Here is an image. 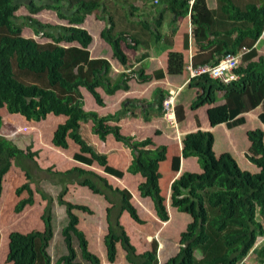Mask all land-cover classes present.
I'll list each match as a JSON object with an SVG mask.
<instances>
[{
	"label": "trees",
	"instance_id": "trees-1",
	"mask_svg": "<svg viewBox=\"0 0 264 264\" xmlns=\"http://www.w3.org/2000/svg\"><path fill=\"white\" fill-rule=\"evenodd\" d=\"M220 1L223 2L221 10L229 20L251 24L246 29L236 27L226 32L235 36L231 45L221 39H210L211 35L220 34L211 33L209 25L201 23L209 15L206 0H158V4L172 14V21L190 15L194 26L201 25L205 29L204 38L211 47L216 45L215 52L220 55L215 63L227 53H238V48L246 39L257 41L264 33V0L248 4L245 9L233 4L232 0ZM21 6H25L31 15H37L45 9L54 10L59 19L68 21V26L43 24L32 16L21 18L24 21L22 24L16 16ZM65 6L71 11L69 15L64 11ZM102 8L99 2L85 0L74 5L70 0H47L46 4L44 0H0V110L6 109L9 113H18L27 120L35 121L46 119L50 113L66 116V120L59 123L54 131L52 141L55 147L68 149L70 138L81 145V152L74 154L75 160L89 166L97 163L107 174L122 179L125 172L110 167L107 155L98 153L83 137L82 123L91 121L92 132L103 141L112 134L131 150L133 160L127 172L141 174L145 178V182L139 185L140 194L152 200L157 218L166 222L168 213L159 187V164L166 159L165 145L153 148L151 137L140 140L122 133L118 122L125 108L106 115L84 108L82 88L92 94L99 106L105 104L99 88L108 95L129 89L126 73L113 79L109 60L91 58L89 46L93 36L83 28V24L88 15ZM24 26L32 27L37 35L51 41L38 42L25 37ZM148 27L156 29V24L149 23ZM199 35L197 32L194 36ZM101 37L111 46L113 58L127 66L129 61L122 42L131 45L129 38L124 33L115 32L113 21L108 22ZM218 45H221L220 50ZM185 47L188 48L187 41ZM184 63L182 53H168L167 74L182 75L186 67ZM236 73L240 76L239 80L228 85L208 75L195 77L189 83L191 88L198 90L192 110L214 105L217 103V94H224L225 103L208 110L213 126L225 123L228 128H232L244 124L246 118L240 115L261 106L264 108V56H258L256 47L249 48V52L243 55L242 64ZM140 76L143 77L142 82H149L152 78H162L163 73L156 71L152 76H145L142 72ZM164 99L161 95L156 100L159 111L162 110ZM180 111L181 120L184 119V110L180 108ZM259 117L264 122V110ZM3 124L4 118L0 112V130ZM247 134L250 140L247 158L258 167L257 173L241 169L228 152L217 156L212 131L199 129L184 136L182 157H198L203 171L183 173L171 183L170 205L189 214L192 221L181 234L178 254L162 264H241L250 253L259 258V264H264V247L255 249L257 239H263L264 236V130L258 127L248 130ZM34 156L30 149L27 152L22 150L13 139L0 133V203L5 177L14 165L20 167L27 178V182L16 189L17 196L25 192L28 194L16 205V213L35 204L32 184L35 181L34 171L39 169V165ZM181 159V156L172 157V171L179 170ZM49 172L57 175V185L62 186L57 202L65 208L67 216L66 226L62 230L67 254L57 264H101L100 259L89 251L86 235L79 228L80 217L74 213L79 210L92 214V211L88 206L74 204L64 198L70 190L69 185L75 184L88 187L94 194L103 196L109 204L106 209L108 233L104 238L109 263L116 262V246L121 243L129 264H158L156 247L138 255L121 224L124 212H128L137 223H144L132 203L133 195L129 190L114 187L105 176L91 169L73 167L65 172ZM39 193L48 202L42 216L44 230L12 232L9 264H36L38 254L44 264H52L49 248L55 234L52 212L54 198L44 191ZM38 240L41 243L39 252ZM196 253L201 255V259L196 257Z\"/></svg>",
	"mask_w": 264,
	"mask_h": 264
},
{
	"label": "crops",
	"instance_id": "crops-1",
	"mask_svg": "<svg viewBox=\"0 0 264 264\" xmlns=\"http://www.w3.org/2000/svg\"><path fill=\"white\" fill-rule=\"evenodd\" d=\"M70 1L73 5L78 3H74L75 0ZM85 1L99 2L103 6L101 10L88 15L83 24V28H85L94 38L89 47L91 58L108 59L110 57L111 60H108L111 62L112 68L114 67L115 69V75L119 76L122 73L128 75L129 89L119 90L113 95H108L105 93L104 89L99 88L98 91L105 103L104 106H99L92 94H90L85 88H82V92L85 91L86 93L83 92V95L86 98V102L84 101V108L86 111L98 112L100 115L117 113L125 108L126 111L122 113L121 119L118 122L121 126L122 133L132 135L140 140L151 137L154 143L153 148L158 147V145H165L167 148L166 159L159 164V187L161 195L165 199L164 203L168 213V220L166 222L160 221L155 214L152 200L149 197L141 196L139 185L145 182V178L141 174L134 175L127 172L133 160L131 150L125 147L123 142L116 140L112 134H109L105 141L101 140L98 134L92 132L91 121L82 123L83 137L89 144L93 145L98 153L107 155V161L110 167L125 172L124 177L119 179L113 175L107 174L104 171V168L97 163L93 166H89L75 160L74 154L81 152V145L78 143H75L76 148L73 156H66L65 153L66 161L59 165L66 166L68 164L71 166L70 169L73 167H82L94 170L98 174L105 176L114 187L129 190L133 195L132 203L137 208L140 218L144 223H137L131 218L128 212H124L120 219L121 224L129 235L131 243L135 247L138 255H143L151 251L152 247L155 246L157 249L158 264H162L178 254L179 249L181 248V234L192 221V217L189 214L180 212L178 209L173 208L170 205L171 183L178 179L183 173H202L203 171L198 157H182L184 136L189 132L197 131L199 129L212 131L215 136L214 151L217 155L216 149L218 141L216 130L221 129L224 126L228 139L231 140L232 147L235 148L239 141L244 140V148L241 150L236 149V151H234L232 147V149L220 147L221 149L218 154L220 155L223 152H228L236 159L241 169L257 173L259 169L254 172L253 170L256 168L247 158L250 145L247 132L250 129L258 127L264 130V122L259 117L264 108L261 106L256 110L240 115L246 118V122L232 128H228L225 123H219L213 126L208 116V110L210 108L225 103L224 94L222 92L217 94L216 104L205 105L195 110L191 109L192 103L197 99L198 90L189 86L191 77L187 72L186 67L184 68V73L182 75L167 74L168 53H182L185 66L190 63L194 66L205 64L216 65L217 63L215 62L220 55L215 52L216 45L211 47L207 39L204 38L206 35L205 29L202 28L201 25H193L190 15L172 21V14L169 11H166L163 5L158 6V3L155 4L157 7L151 9L153 10V13H151L150 4H153L155 0ZM232 2L233 4H237V0H232ZM206 3L208 5L209 15L202 19L201 23L209 25L211 33L220 34L218 36L211 35L210 39H221L228 45H231L235 36L228 35L226 32L236 27L246 29L251 25L248 22H235L229 20L227 15L221 10L223 4L220 0H206ZM254 3H259V0ZM244 4L239 5L238 3L237 6L241 9H245V7L251 3ZM65 10L66 12L70 11L68 6L64 7V11ZM69 14L70 13H67V15ZM168 14H170V16ZM111 21L114 22L115 32L124 33L129 38L128 41L131 43V45H127L125 42H122L123 51L127 55L129 61L127 66H123L118 60H112V48L101 37L102 31L107 27L108 22ZM149 23L156 24V29H150L148 27ZM157 29H159V31ZM197 32L200 33L199 37L194 36ZM132 39L136 40L133 41ZM186 41L188 42V48L185 47ZM244 47H248V50L249 48L256 47L258 56H264V33L259 39H257V41L249 38L246 39L245 43L238 48V52L242 51ZM217 48L220 50L221 45H218ZM156 71H161L163 77L158 79L152 78L149 82H142L143 77L140 76L142 72L145 76H152ZM186 73H188V77H186ZM170 91L174 94L173 105L174 108H176V113H174V116H176L177 119L176 127L169 126L162 115V110L159 111V109H157L156 100H158L161 95L165 98L168 97ZM92 97L94 101L92 100ZM178 108L179 112H177ZM180 108L184 110V119L181 120ZM64 117L65 121L66 116ZM62 122L59 121L58 124ZM110 123L117 124L116 122ZM85 125H88L90 134H84L83 130ZM70 145L69 138V147ZM180 156L182 158L180 168L177 172H174L171 169V159L172 157ZM78 187L81 188V193L86 196L91 203H95L98 197L99 200L103 197L94 194L88 187H83L88 188V191L82 190V186L80 185H78ZM68 194L69 192L66 196H68ZM103 201L105 203L103 212L98 204L90 203H84V205L90 208L92 214L79 210L74 211L81 220L79 228L86 235L89 251L91 250L90 252L94 254L92 250L95 249L96 251L100 250L104 253V260L94 254L100 259L101 264H129L126 261V254L121 243H118L116 246V262L109 263L107 260L104 238L108 233L106 209L109 204L104 197ZM65 219H67L66 215ZM65 226L66 223L61 228V234ZM93 245H95V247H93ZM121 253L123 259H119L118 257ZM196 257L201 259L199 253H196Z\"/></svg>",
	"mask_w": 264,
	"mask_h": 264
},
{
	"label": "rangeland",
	"instance_id": "rangeland-1",
	"mask_svg": "<svg viewBox=\"0 0 264 264\" xmlns=\"http://www.w3.org/2000/svg\"><path fill=\"white\" fill-rule=\"evenodd\" d=\"M24 2H28V0H23ZM80 0H75V2H79ZM157 2L150 4V12L153 13L155 7H157ZM258 0H237V4H247L254 3ZM221 2V1H220ZM47 3V0H44V4ZM223 4V2H221ZM237 4H235L237 6ZM244 4V5H245ZM160 4H158L159 6ZM66 12V10H65ZM67 11L66 13H69ZM170 16V14H168ZM16 16L18 22L21 18L32 16L33 18L39 20L43 24H49L53 26H68V22L59 19L57 13L51 9H45L39 12L37 15H31L28 9L25 6H21L16 12ZM172 19V18H171ZM23 20L21 22L23 24ZM159 31V29H157ZM23 35L25 37L34 38L38 42H46L51 41L49 39H45L42 35H37L32 27L24 26ZM94 40V38H93ZM159 42V41H158ZM64 43V42H63ZM90 47V46H89ZM107 59V58H104ZM111 60V58H108ZM107 59V60H108ZM112 60H115L112 55ZM117 71V70H116ZM188 72V71H187ZM189 73V72H188ZM188 73H186V77H188ZM113 79H116L115 69L110 75ZM85 93V91H83ZM86 94V93H85ZM83 99L86 102V98L83 95ZM92 100L94 101L93 97ZM135 110V109H134ZM1 114L4 118V124L0 130V133L11 138L15 141L19 148L25 150L26 152L30 149V152L35 154L34 160L39 165V169H35V181L32 184L33 189L35 190V204L33 206H27L22 212L16 213L15 208L18 202L27 197V192L23 193L21 196L16 195V189L27 182V178L24 172L20 167L14 165V168L10 171L9 174L6 175L4 180V191L3 197L0 203V232L1 238L0 240V264H9L8 256H9V242H10V234L14 231H18L21 233H28L33 230H44L43 223V213L45 208L47 207L48 202L44 200L39 193V191H44L49 194L53 201L52 212L54 214V237L50 243L49 254L52 258V264H57L60 259L66 254L64 239L61 234V228L66 223L65 219V208L60 206L57 202V197L60 191L62 190V186L58 182L57 175L49 174V170L51 172H65L67 169L69 170L71 166L68 164L59 165L60 163H65L66 156L72 157L76 144L70 139V147L67 150H62L54 147L52 136L53 131L56 129L59 121H64V116H57L52 113L48 114L46 119L35 121V120H27L23 115L18 113H9L6 109L0 110ZM177 126V125H176ZM173 126V127H176ZM84 134H90L88 125L84 126ZM217 135V155H219V151L221 148L227 147L229 149L241 150L244 148V140L239 141L236 144V147H232L231 140L228 139V135L225 132V127L223 126L221 129L216 130ZM114 139V138H113ZM221 147V148H220ZM232 147V148H231ZM256 169L253 170L256 172L258 167L251 163ZM35 167V166H34ZM252 171V170H251ZM250 172V171H249ZM252 173V172H251ZM70 191L68 196L64 198L73 203H90V204H98L102 212L105 208V203L103 201V197L100 200L97 198L95 203H91L86 196L81 193V188L78 185H69ZM82 190L88 191V188H83ZM107 205V203H106ZM129 217V215H128ZM264 222V219H262ZM264 237V236H263ZM262 242V243H261ZM41 247V243L38 240L37 249ZM95 247V245H93ZM264 247V238L257 239L255 249L259 250ZM91 251V250H90ZM92 252L98 257L105 259L104 253L100 250L96 251L95 249ZM96 252V253H95ZM119 259L122 258V253L118 256ZM36 264H44V260L40 254H38V260ZM241 264H259V258L256 257L255 254L250 253L247 259L244 260Z\"/></svg>",
	"mask_w": 264,
	"mask_h": 264
},
{
	"label": "built area",
	"instance_id": "built-area-1",
	"mask_svg": "<svg viewBox=\"0 0 264 264\" xmlns=\"http://www.w3.org/2000/svg\"><path fill=\"white\" fill-rule=\"evenodd\" d=\"M157 2L156 0L154 1ZM248 52L247 48H243L242 53H227L225 54L216 65H199L194 66L192 63L186 66L189 75L192 78L199 77L202 75H208L210 78L217 80L225 85L230 82L239 79V75L236 74V70L241 64L242 56ZM174 94L169 92V96L166 97L162 102L163 116L166 119L169 126H176L177 120L174 116Z\"/></svg>",
	"mask_w": 264,
	"mask_h": 264
},
{
	"label": "clouds",
	"instance_id": "clouds-1",
	"mask_svg": "<svg viewBox=\"0 0 264 264\" xmlns=\"http://www.w3.org/2000/svg\"><path fill=\"white\" fill-rule=\"evenodd\" d=\"M246 48H247V47H246ZM247 50H248V48H247ZM242 52H243V50L240 51V52H238V53H242ZM248 52H249V50H248ZM246 53H247V52H246ZM246 53H244V54H246ZM236 54H237V53H236ZM244 54H243V55H244ZM242 57H243V56H242ZM221 58H222V57H221ZM221 58H220V59H221ZM218 62H219V61H218ZM217 64H218V63H217ZM241 64H242V61H241ZM241 64H240V65H241ZM239 67H240V66H239ZM239 67H238V68H239ZM186 70H187V69H186ZM236 74H237V73H236ZM239 78H240V76H239ZM192 79H193V78H192ZM192 79H191V80H192ZM211 79H212V78H211ZM191 80H190V81H191ZM213 80H214V79H213ZM238 80H239V79H238ZM216 81H217V80H216ZM236 81H237V80H236ZM218 82H219V81H218ZM233 82H234V81H233ZM220 83H221V82H220ZM230 83H231V82H230ZM230 83H229V84H230ZM221 84H223V83H221ZM224 85H225V84H224ZM227 85H228V84H227ZM176 120H177V119H176Z\"/></svg>",
	"mask_w": 264,
	"mask_h": 264
}]
</instances>
